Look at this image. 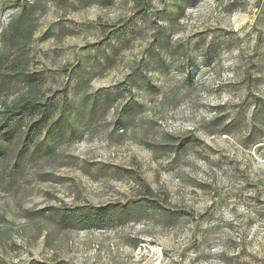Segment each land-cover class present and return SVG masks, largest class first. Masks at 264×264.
Returning <instances> with one entry per match:
<instances>
[{
	"label": "rangeland",
	"instance_id": "rangeland-1",
	"mask_svg": "<svg viewBox=\"0 0 264 264\" xmlns=\"http://www.w3.org/2000/svg\"><path fill=\"white\" fill-rule=\"evenodd\" d=\"M34 1L32 37L2 41ZM178 1L0 0V54L43 78L56 115L67 98L61 133L26 119L38 151L0 160V264H264V0ZM136 176L160 212L67 229L39 214L129 207Z\"/></svg>",
	"mask_w": 264,
	"mask_h": 264
},
{
	"label": "trees",
	"instance_id": "trees-1",
	"mask_svg": "<svg viewBox=\"0 0 264 264\" xmlns=\"http://www.w3.org/2000/svg\"><path fill=\"white\" fill-rule=\"evenodd\" d=\"M134 8L139 12V15L145 13L148 7L149 0H131ZM196 0H179L176 4V11L182 14L185 6L193 5ZM39 1H34L29 5H20V11L16 13L9 21L5 32L2 35V41L13 42L15 39H30L33 35L37 16L39 13ZM25 40V41H26ZM6 45V44H5ZM6 49V46H5ZM4 49L0 54V160L8 156L9 159L14 157V168H19L25 164V160L33 156L38 151L35 146L31 129L23 127V121L31 119L35 126H57V130L61 133L63 130V118L65 116L64 107L66 106L67 98L64 97L62 110L56 115L51 97H47L43 89V78L33 72H28L24 65L21 64V57L11 55ZM10 55V56H9ZM19 87V93L10 100L14 94L12 91L15 86ZM15 90V89H14ZM124 91L121 89L120 92ZM120 92L116 94H120ZM116 96V95H112ZM107 102V99L105 100ZM260 104L257 101V108ZM57 116V118H54ZM216 120V119H215ZM125 130V128H121ZM219 133H226L225 128H221ZM72 132L68 134L72 136ZM9 138H14L13 140ZM194 143L195 139L187 140ZM257 145L258 142H252ZM184 144H179L175 149L170 151L178 152ZM36 147V148H35ZM11 155V156H9ZM99 167L98 170H100ZM134 183L141 191L140 199L132 202L131 206L116 207L109 205L99 208L98 212L91 214L88 212H80L79 210L60 209L48 207L41 210L39 214L45 216L48 221L53 222L61 228H73L78 225L88 224H113L121 221L126 209L131 211H140L148 209L153 212H160L162 209L158 204L156 193L149 188L148 184L140 176L134 178ZM46 213V214H43ZM122 214V215H121ZM163 216V214H161ZM124 216V217H121ZM168 216V215H166ZM165 219V216H163Z\"/></svg>",
	"mask_w": 264,
	"mask_h": 264
}]
</instances>
